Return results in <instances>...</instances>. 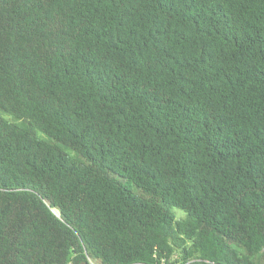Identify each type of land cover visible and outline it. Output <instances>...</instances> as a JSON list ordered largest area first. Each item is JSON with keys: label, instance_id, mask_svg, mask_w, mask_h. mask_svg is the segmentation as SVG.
<instances>
[{"label": "trees", "instance_id": "trees-1", "mask_svg": "<svg viewBox=\"0 0 264 264\" xmlns=\"http://www.w3.org/2000/svg\"><path fill=\"white\" fill-rule=\"evenodd\" d=\"M0 264H264V0H0Z\"/></svg>", "mask_w": 264, "mask_h": 264}, {"label": "rangeland", "instance_id": "rangeland-1", "mask_svg": "<svg viewBox=\"0 0 264 264\" xmlns=\"http://www.w3.org/2000/svg\"><path fill=\"white\" fill-rule=\"evenodd\" d=\"M176 210H177L178 213L182 212V211H181L180 209H178V208H177ZM183 214H184V212H183Z\"/></svg>", "mask_w": 264, "mask_h": 264}]
</instances>
